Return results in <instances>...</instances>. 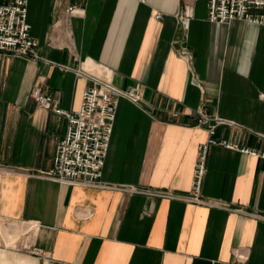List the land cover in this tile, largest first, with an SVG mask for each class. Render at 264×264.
Returning a JSON list of instances; mask_svg holds the SVG:
<instances>
[{
  "label": "crops",
  "instance_id": "1",
  "mask_svg": "<svg viewBox=\"0 0 264 264\" xmlns=\"http://www.w3.org/2000/svg\"><path fill=\"white\" fill-rule=\"evenodd\" d=\"M28 3L35 54L0 52L5 249L22 235L39 264H264V27L210 23L208 0ZM104 81L143 95L119 99L104 187L46 179L68 122L32 91L75 112ZM199 111L234 146L208 152L207 205L170 197L192 191Z\"/></svg>",
  "mask_w": 264,
  "mask_h": 264
},
{
  "label": "built area",
  "instance_id": "2",
  "mask_svg": "<svg viewBox=\"0 0 264 264\" xmlns=\"http://www.w3.org/2000/svg\"><path fill=\"white\" fill-rule=\"evenodd\" d=\"M138 1L141 4L146 2ZM28 7V0H0V52L19 57L35 54L37 42L30 33ZM76 9L72 5L68 12L72 14ZM208 13L210 23L229 24L240 20L264 27V0H208ZM31 97L39 106L64 117L68 122L65 138L56 148L54 169L47 172L45 178L60 184L103 188L101 177L113 135L119 99L126 98L132 103H139L143 95L135 89L126 92L116 89L107 81L98 82L84 90L81 108L75 112L64 111L50 95H44L40 89H34ZM198 116V125L207 128L209 139L199 150L192 191L188 195L170 197L187 204L207 205L201 188L207 169L208 152L213 146L229 149H234V146L215 139V126L212 125L214 120L208 118L203 111H199ZM243 151L256 155L255 152ZM260 157L264 159V154ZM141 193L149 197H165L154 191ZM35 254L38 255L36 252Z\"/></svg>",
  "mask_w": 264,
  "mask_h": 264
},
{
  "label": "rangeland",
  "instance_id": "3",
  "mask_svg": "<svg viewBox=\"0 0 264 264\" xmlns=\"http://www.w3.org/2000/svg\"><path fill=\"white\" fill-rule=\"evenodd\" d=\"M27 237L19 235L18 242L9 245L8 250L5 249L7 241L4 239L0 243V264H34L35 260L39 264L40 255L29 249L31 239L26 240Z\"/></svg>",
  "mask_w": 264,
  "mask_h": 264
}]
</instances>
